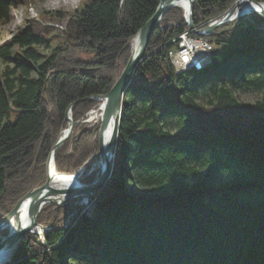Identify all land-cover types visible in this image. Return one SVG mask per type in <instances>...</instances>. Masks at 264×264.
Here are the masks:
<instances>
[{
	"label": "trees",
	"instance_id": "1",
	"mask_svg": "<svg viewBox=\"0 0 264 264\" xmlns=\"http://www.w3.org/2000/svg\"><path fill=\"white\" fill-rule=\"evenodd\" d=\"M238 1L195 0V26ZM16 2L0 0V23ZM160 2L88 0L73 15L46 12L0 44V219L46 183L72 103L77 123L55 154L57 171L75 173L99 150L101 124L79 122L121 77ZM66 19L46 57L45 23ZM189 29L173 7L152 34L123 98L112 179L95 214L65 227L77 208L45 206L38 222L52 229L26 235L10 264H264V33L218 30L208 39L225 48L213 63L177 75L169 52ZM237 91L263 98L243 103Z\"/></svg>",
	"mask_w": 264,
	"mask_h": 264
},
{
	"label": "water",
	"instance_id": "2",
	"mask_svg": "<svg viewBox=\"0 0 264 264\" xmlns=\"http://www.w3.org/2000/svg\"><path fill=\"white\" fill-rule=\"evenodd\" d=\"M184 1L189 2V12L187 16V23L189 28L196 35L211 36L216 32L217 29L229 23L233 19L234 12L241 6L242 2L245 0H240L236 3V6L225 15L216 19L214 22L202 29H197L193 22V10L195 6V0H161L159 7L153 17L146 23V25L139 31L135 37V44L132 49L131 57L121 75L119 80L116 82L114 87L110 92L104 95L93 97V100L102 101L104 111L102 113L101 126L99 131V150L100 156L104 160V166L100 176L96 178L92 183H87L82 181L75 173H64L56 170L55 174L57 176H65L73 180L75 186L68 187L64 190L55 189L53 187L51 179L52 166L55 167L54 157L57 150L64 145V143L71 137L75 124L72 109L77 102L70 105L66 112V119L68 122L67 129H65L62 135L58 138L54 144L52 151L50 153L47 162V183L39 188L31 190L27 193L18 204L12 209V211L6 215L4 218L0 219V229H5L12 220L19 222L20 210L23 203H29L30 210V220L29 223L22 227L18 225L14 230L9 229L8 234L2 237L0 242V264H10L13 253L15 252L18 245L22 242L26 235L32 233L37 234L42 237V233L49 231L52 227H46L38 222V215L42 210L43 204H52L56 207L62 205H75L76 203H70V200L74 198H85L88 203L93 198L97 197L98 194L101 196L104 193L106 185L112 178L113 167H114V157L117 147L118 132L121 122L123 98L126 91L130 87L135 69L137 65L144 59L147 47L149 45L152 34L156 29L160 27V23L165 16V14L173 7H177ZM250 5L262 7L263 4L254 2L251 0H246ZM264 15V12L262 13ZM171 76L167 77L169 80ZM111 123L114 124L113 133L110 141L107 145H104V137ZM119 183V179L113 180V186ZM68 224L65 226L67 227ZM39 229L35 231V229ZM9 253L10 257L7 261H3V256Z\"/></svg>",
	"mask_w": 264,
	"mask_h": 264
},
{
	"label": "rangeland",
	"instance_id": "3",
	"mask_svg": "<svg viewBox=\"0 0 264 264\" xmlns=\"http://www.w3.org/2000/svg\"><path fill=\"white\" fill-rule=\"evenodd\" d=\"M87 1L88 0H66V2L64 1V2H61V3L57 4V5H55L53 3V0H34V3L32 5L27 6L24 3V0H17L16 4L14 6L10 7L8 19L5 22H1L0 23V44L5 43L6 41H8L11 38L12 35L16 34L19 30L23 29L28 24V21H30L32 19H35V18H37L39 16L41 17L46 12L47 13L62 12V13H65V14L66 13H70L71 15H73L75 13V11H77V9L80 8L82 5H84V3L87 2ZM258 3H260V2H258ZM261 4L264 5V2H261ZM235 6H236V4L231 9L226 11V13L231 11ZM240 7L241 6H239V8ZM225 14H223V15H225ZM220 17L221 16H219L218 18H220ZM69 18H70V16H69ZM218 18L213 19L208 24H211L212 22H214ZM262 18L264 20V15L262 13L261 14L248 13V14H245L242 17L238 18L235 21H231L229 23H226L225 25H223L222 27H220L216 31L219 30L218 32L221 33V32H224L226 30H229V29L233 28L234 26L243 25L245 27H248V26L256 27L258 29H261V31L264 33V23L263 22L259 23V19H262ZM67 20L68 19H66V20H64L62 22H59V23H50L49 21L47 23H45L46 27H48V28L50 27L53 30L51 32H49V31L46 32V34L48 35L47 37H48V39L50 41L49 48L41 50L42 53L46 57L50 54L51 50L62 40V36L64 35V31H66ZM202 28H200V29H202ZM189 31H192V30L189 29ZM208 37H210V36H204V39L209 41V42H211L212 45H213V50H215L214 52L212 51V53L210 55V63L208 64V66L206 64L204 67H200V69L196 68V67L195 68L191 67L190 69H186L184 71L178 72L175 69L174 65H172L174 70H175V73L177 75L185 73V72H188V71H191L193 69L202 70L204 68L209 67L213 63V56L216 53H220V52H222L224 50V48H225L224 46L218 45L215 42H212L210 39H208ZM175 41L176 40H174L172 42H175ZM176 53L177 52H176L175 48L172 49L169 52V57H170L171 64H172V58L176 59V56H177ZM122 66H123L122 62L118 63V67L119 68H121ZM3 67H4V65L0 62V78H1V73H2ZM137 67H138V65H137ZM137 67H136V69H137ZM136 69H135V71H136ZM169 75L171 76L170 72L168 73V76ZM34 76H36V75L34 74ZM130 85H131V83H130ZM235 95L243 103H256V102L262 100V98H263V94L262 93L254 92V91L253 92L252 91H250V92L237 91V92H235ZM207 102H208L207 99H206V101H203L204 104H207ZM92 110H90L85 115V117L80 120V122H79L80 125H86V128H92L95 125L97 126V124L89 122V117L88 116L90 115V112ZM97 152H100V150H98ZM91 159H92V157H91ZM91 159H90V162H91ZM88 163L85 166L79 168L75 172V174L77 175V173H79L82 169H84V171H82L83 173L81 174V178H80L82 181H84L83 180L84 178L90 179L92 177H95V178L98 177L96 172H90V171H87V170L85 171V167L88 166ZM90 165H91V163H90ZM101 172H102V170H101ZM84 182H86V181H84ZM46 183H47V181H46ZM78 198H80L79 202H74L75 198L70 200V203H76L75 205H69V206L68 205H62V206H60V207H66V208H68V207L77 208L76 211H74L73 213H71V214H69L67 216L66 223L68 225H70L71 220H72L73 217L74 218H77V217L80 218L82 215H86L88 217H92L93 216L92 214H95V212H96L97 197L93 198L88 203L86 202L85 198L84 199L81 198V197H78ZM49 205H52V204H46L45 206H47V208H48ZM55 208H59V207L55 206ZM3 230H8L9 231V228L2 229V230H0V232L3 231Z\"/></svg>",
	"mask_w": 264,
	"mask_h": 264
},
{
	"label": "bare ground",
	"instance_id": "4",
	"mask_svg": "<svg viewBox=\"0 0 264 264\" xmlns=\"http://www.w3.org/2000/svg\"><path fill=\"white\" fill-rule=\"evenodd\" d=\"M64 1L66 2V0H53V3L55 5H57V4L64 2ZM189 6L190 5H189L188 1H184L177 6V7L182 8V10L184 11V17L185 18H187V16H188ZM263 12H264V5L262 7H257V6H253V5L248 4L246 1H243L241 4V7L235 11L232 21H235L238 18H240L243 15L248 14V13L261 14ZM134 44H135V39L133 41V46H134ZM178 44H179V42L177 43L176 47H178ZM209 63H210V58H205L204 60H199V62H187V63H183L182 69L177 70V71L178 72L184 71L186 69H190L191 67H193V68L196 67V68L200 69V67H204L206 64L208 66ZM98 102H99V104L90 112V115L88 116L89 122H92L94 124H100L101 123L102 113L104 111L103 102L102 101H98ZM113 129H114V124L111 123V125L109 126L107 133L105 134V137H104V145H107L108 142L110 141L112 133H113ZM90 163H91V165H90ZM88 166L85 167V171L87 170L90 172H96L97 176L99 177L100 172L104 166V160L101 158L100 152H97L92 156L91 162L89 161ZM55 172H56V167H54V165H53L52 170H51V179H52L53 187L55 189L64 190L68 187L75 186L72 179L65 177V176H57L55 174ZM81 174H82L81 172L78 173L79 178H81ZM98 196H100V194H98L97 197ZM45 205L46 204H43V207H45ZM29 220H30L29 203L25 202V203H23L21 210H20L19 222L17 223V222H15V220H12L10 223H8L7 226H5V228H9L11 230H14L18 225L24 227L29 223ZM2 229L3 228H1L0 230H2ZM38 230H39L38 228L35 229V231H38ZM9 257H10V254L6 253L3 256V261H7L9 259Z\"/></svg>",
	"mask_w": 264,
	"mask_h": 264
},
{
	"label": "built area",
	"instance_id": "5",
	"mask_svg": "<svg viewBox=\"0 0 264 264\" xmlns=\"http://www.w3.org/2000/svg\"><path fill=\"white\" fill-rule=\"evenodd\" d=\"M176 41L179 42L178 47L175 48L177 56L176 59L172 58V65L176 70L182 69L183 63L199 62V60L210 58L212 51H214L211 42L205 40L204 36L196 35L192 31L185 32ZM82 171L84 169L80 172L83 173Z\"/></svg>",
	"mask_w": 264,
	"mask_h": 264
}]
</instances>
